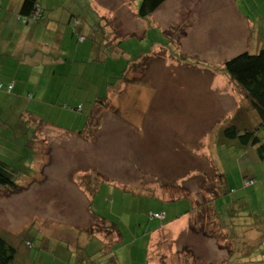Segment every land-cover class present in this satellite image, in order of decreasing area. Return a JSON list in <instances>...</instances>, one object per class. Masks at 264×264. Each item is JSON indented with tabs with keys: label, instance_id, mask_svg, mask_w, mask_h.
Listing matches in <instances>:
<instances>
[{
	"label": "rangeland",
	"instance_id": "obj_1",
	"mask_svg": "<svg viewBox=\"0 0 264 264\" xmlns=\"http://www.w3.org/2000/svg\"><path fill=\"white\" fill-rule=\"evenodd\" d=\"M141 2L39 0L59 18L79 15L84 31L71 26L64 43L73 58L91 45L118 44L107 57L95 55L104 62L79 58L63 81L42 80L34 97L26 90L16 105L0 83V160L19 186L0 188V236L29 252L26 264H78L84 254L97 259L83 264H98L117 236L115 264H264V161L238 159L239 148L218 143L229 108L208 103L210 86L228 81L221 65L246 45L234 37L236 18L228 4L201 17L195 8L192 21L170 28L181 23L178 0L145 19L136 16ZM235 2L244 17L264 23V0ZM99 98H108L107 108L94 109ZM157 193L185 199L164 204L150 197ZM191 202L189 228L207 217L206 236L174 229L181 224L171 220L189 213ZM105 221L112 225L107 246L99 240L106 230L98 233ZM166 223L173 229L159 228ZM86 238L79 259L69 247Z\"/></svg>",
	"mask_w": 264,
	"mask_h": 264
},
{
	"label": "crops",
	"instance_id": "obj_2",
	"mask_svg": "<svg viewBox=\"0 0 264 264\" xmlns=\"http://www.w3.org/2000/svg\"><path fill=\"white\" fill-rule=\"evenodd\" d=\"M170 1L171 0H168L165 3H163V5L160 8L162 9L164 5ZM186 3L190 4V8L187 7L185 10ZM235 3H236L235 0H229L228 2L226 0H215V1L178 0L177 5L180 8V12L190 13L187 15L188 18L190 15L194 14L195 8L198 10L197 16L201 17L206 14H210L212 8L218 7L220 9H225L226 5L228 4L229 15L233 13L234 17L236 18V21L234 23V37H237L240 41L246 44L244 48H240V51L248 52L247 49L250 48L257 52L263 47L264 44L263 20H260L261 22H254V20L248 17H244L241 11L234 7ZM18 5H19L18 0H0V11L1 12L3 11V15L0 16V83H2L4 87L8 85H12V89L10 92L11 94L15 93L14 94L15 96L13 97L9 96L10 101H8L7 103H11L12 105H16L17 103H20V101H18V98L20 97V95L25 94L26 90H28L27 92L31 91L32 94L34 93L33 96H31V98L34 97L35 93L39 91L41 87H43L41 84L42 80L49 82V81H53L55 78H58L59 81H63L64 80L63 77H66L65 73H70L71 68L74 66V64L77 63V59L79 58L88 59V61L90 62H95V61L101 62L102 60L104 62V59L97 60L95 58V55H101L102 53L105 57H107V55H109L108 52L114 50V43H115V49H117L116 45L118 44V41L111 43L109 42L108 44H105L103 50L101 49V47H97L96 45H91L89 47V52L85 50L84 51L77 50L73 58L70 49H67L64 46L65 40L70 34H72L70 30H71V26H73V22L75 23V25H77V22L74 21V17L71 16V14L69 17L62 16L61 18H59L55 15H52L54 11H56L55 6L49 7L46 5L42 6L40 4V7L42 8V12H43V17H42L43 19L38 21L39 23L38 22L35 23L33 21L24 22L17 16ZM230 7H233L235 11L232 12L230 10ZM204 11L205 13L201 15L200 13ZM183 13H178V16L176 17V20L181 23L171 24L170 28L176 27L180 29L181 24L183 23L186 24V21H192L189 18L188 19L184 18ZM80 28L78 27L77 30L78 33L84 31L81 30ZM184 33L186 32H181L180 37L176 35L177 38L181 41L183 39H186L183 38ZM168 37L171 40L172 35ZM227 37L231 38V36H227ZM112 40L113 39H111V41ZM248 44H250V46H248ZM214 46L219 47L220 45L215 43ZM244 49L246 50L244 51ZM102 51H105V53ZM89 63H87L86 65L87 67ZM223 64L221 65V68H223L222 67ZM77 65H78L77 71L81 72L82 71L81 67L79 66V64ZM57 71L64 75L56 76ZM215 84H216L215 86H210V88H214V90L209 92L210 99H208V103L210 102L211 106L215 107L218 110H221L223 108V105H220V100H224L226 107L229 108L224 110V112L228 113V115L227 117L224 118L226 121L224 122L223 126L219 127L218 143L227 144L237 149L239 148L237 144L225 142L223 140V137H221V131L223 130L225 125L231 122L236 112L241 108L244 109L243 112L244 115L242 118L245 119L246 124L248 123V121L253 122L254 120H256L257 117L255 114H253L252 111L249 110V103L242 95L240 89L229 78L228 81H218L215 82ZM28 94L29 93H27V95ZM2 100L4 101V99ZM217 119H219L218 116ZM239 149L241 151L240 152L241 155L238 157V159L242 158L245 155L248 159H253L255 163L259 160L254 153H248L247 151L241 148ZM245 178L247 179L248 177ZM253 178L254 176L249 177L248 179H253ZM101 182L102 180L100 181V183ZM150 197L164 204L167 202L172 203L180 199H185V198H176L169 200L163 197L161 193H157L154 196L151 195ZM191 206L193 210L192 202H191ZM162 211L165 210L163 209ZM191 212L187 214H181L180 216L172 219L171 221L180 222L181 224L180 229L178 227H174L176 231L186 232L188 234H191L190 236H197L198 234L200 235V232L197 231L195 225L189 228L188 220ZM171 221H168L167 223ZM167 223L165 225L159 226V228L163 226H169V228L173 229V226ZM101 226L102 228L99 229L98 233L102 232L103 230H106L105 234L107 235L104 236V234H102L105 238L102 239L99 237V240L103 242L104 246H107L109 244V241L107 240L106 237L109 235V229L110 226L112 225L108 221H105L104 223H101ZM155 230L156 229H154L152 232L151 231L147 232V234L150 235L149 239L147 240V245H148L147 251L151 250L152 245L150 243L151 241L150 239L152 235L155 233ZM78 232H79L78 234L81 235V232L80 231ZM88 233L93 235L90 231H87L84 234L88 235ZM206 235L207 234L204 233V236ZM120 237L121 236H117L116 239H112L111 243L113 244L111 246H107V250H108L107 258L105 259V261L104 260L102 261L101 259L98 262V264H100V262L102 263L106 262L107 264H115L114 254L115 251L119 249L116 248V246L118 245V243H120ZM10 241H12L13 243L18 242V241H14L13 237L12 240ZM75 241L78 242H74L73 246L69 247V250L71 251L72 254L73 253L76 254L77 252H79L80 253L79 259H81L83 256L81 253L83 252L84 254L86 248H88L89 239L86 238L85 240H83L82 244L79 242L78 239H76ZM27 243H30V246L29 245L27 246L26 245ZM24 244L28 248L33 247V241L31 243L29 240L28 241L26 240ZM113 245L116 249L112 248ZM22 253L23 252L18 251V256L13 264H26V258H27L26 256L28 255L29 252L25 256ZM96 257H97L96 255L91 256L84 254V259H81L82 262L80 261L78 262V264H83L84 262L92 263L93 261L92 259L95 260L97 259ZM146 258L148 261L147 256ZM27 260L29 259L27 258Z\"/></svg>",
	"mask_w": 264,
	"mask_h": 264
},
{
	"label": "trees",
	"instance_id": "obj_3",
	"mask_svg": "<svg viewBox=\"0 0 264 264\" xmlns=\"http://www.w3.org/2000/svg\"><path fill=\"white\" fill-rule=\"evenodd\" d=\"M166 1L168 0H142L136 16L139 19H145L153 15ZM18 2L17 16L21 20L24 22L33 21L36 23L43 19V12L39 0H18ZM76 16L79 17V15L74 16V21L77 22V25L73 22V28H75V33L77 32L79 35L77 31L78 27L82 29L84 26ZM80 38L84 39L83 36H79V39ZM222 67L226 76L240 89L242 95L249 103V110L252 111L257 118L253 122L248 121L246 124L245 119L242 118L244 109H239L231 122L225 125L221 131V137H223L225 142L237 144L239 148L248 153H254L259 160L264 161V45L254 54L247 51L239 53L224 62ZM127 72L128 70L125 69L120 74L122 81L125 80ZM107 104V98H99L94 103V109L96 106L107 108ZM94 109L91 112L92 117ZM14 173L15 170L11 169L4 161L0 160L1 189H6L7 191L10 189L12 192L18 191L19 186L15 183ZM245 180L252 181L250 185L255 183L254 179L245 178ZM218 198H220V195L213 200V203ZM212 206L214 211L212 214H215V218L218 220L219 218H217L218 216L214 209L215 205L212 204ZM203 217L204 216H201L199 218L201 221L195 224V228L200 233L202 232L208 235L205 228L209 227L211 222L207 217L204 219ZM202 221L203 223H201ZM17 256L18 250L15 244L0 236V264H13Z\"/></svg>",
	"mask_w": 264,
	"mask_h": 264
},
{
	"label": "built area",
	"instance_id": "obj_4",
	"mask_svg": "<svg viewBox=\"0 0 264 264\" xmlns=\"http://www.w3.org/2000/svg\"><path fill=\"white\" fill-rule=\"evenodd\" d=\"M80 39L82 40V38H80ZM1 86H2V85H0V88H1ZM11 89H12V85H9V86L7 87V91L9 92ZM251 183H252V181H251V182H250V181H246V182H245V185L247 186V185H250ZM154 217H155V218H161L162 215L155 214Z\"/></svg>",
	"mask_w": 264,
	"mask_h": 264
}]
</instances>
